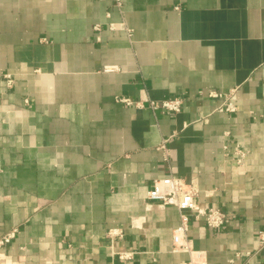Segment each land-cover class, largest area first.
<instances>
[{"label": "crops", "instance_id": "crops-1", "mask_svg": "<svg viewBox=\"0 0 264 264\" xmlns=\"http://www.w3.org/2000/svg\"><path fill=\"white\" fill-rule=\"evenodd\" d=\"M233 88V112L208 96ZM169 175L234 215L190 220L207 264H264L246 254L264 230V0H0V236L18 228L0 264L185 263L178 210L146 198Z\"/></svg>", "mask_w": 264, "mask_h": 264}, {"label": "built area", "instance_id": "built-area-1", "mask_svg": "<svg viewBox=\"0 0 264 264\" xmlns=\"http://www.w3.org/2000/svg\"><path fill=\"white\" fill-rule=\"evenodd\" d=\"M121 1L122 0H114V4L120 7ZM98 28L99 25H96L95 29ZM109 28L111 30L115 29L114 23H110ZM103 69L105 71H111L113 70V67L105 66ZM4 76L7 78L8 86L11 87L13 82L12 78L7 74ZM235 93L236 89L233 88L227 93L209 91L208 96L222 99V102L219 105V110L233 112L236 110ZM117 100L128 106L136 107H142L145 100L152 110H162L170 113L179 112L183 105V99L180 97H171L161 100H151L145 98L138 99L137 101L127 97H120ZM167 140L168 139H164L160 145V148L164 149V151L166 150ZM234 151L238 155L237 163L242 164L246 153L237 145L234 147ZM197 193L198 186L195 181H186L182 177L176 175L153 179L151 186L146 193L147 200L156 203L159 208L172 206L178 210L179 223L172 232V251L188 253L189 259L183 264H207L204 252L199 249H195L191 239L187 236L191 219L202 218L208 227L218 229L226 226L234 218V215L225 212L219 207L201 206L196 200ZM17 232L18 228L13 227L0 236V255H2L3 249H5L15 238ZM107 236L111 239L117 237L120 238L122 236V231L118 228H111L107 231ZM257 240V250L246 252L249 257H252L264 247V230L258 232ZM120 256L127 257L126 254H122ZM0 259H2L1 256Z\"/></svg>", "mask_w": 264, "mask_h": 264}]
</instances>
